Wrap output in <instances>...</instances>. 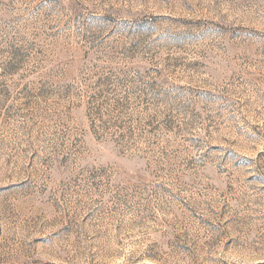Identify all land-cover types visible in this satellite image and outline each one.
Returning <instances> with one entry per match:
<instances>
[{
	"label": "rangeland",
	"instance_id": "374dc122",
	"mask_svg": "<svg viewBox=\"0 0 264 264\" xmlns=\"http://www.w3.org/2000/svg\"><path fill=\"white\" fill-rule=\"evenodd\" d=\"M0 264H264V0H0Z\"/></svg>",
	"mask_w": 264,
	"mask_h": 264
}]
</instances>
